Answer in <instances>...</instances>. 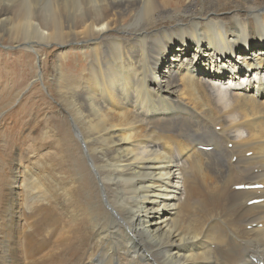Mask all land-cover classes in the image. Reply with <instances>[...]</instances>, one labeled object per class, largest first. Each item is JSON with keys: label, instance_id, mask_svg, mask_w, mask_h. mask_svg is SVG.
Instances as JSON below:
<instances>
[{"label": "bare ground", "instance_id": "1", "mask_svg": "<svg viewBox=\"0 0 264 264\" xmlns=\"http://www.w3.org/2000/svg\"><path fill=\"white\" fill-rule=\"evenodd\" d=\"M2 26L9 108L46 105L0 158V264L264 261V0H0Z\"/></svg>", "mask_w": 264, "mask_h": 264}, {"label": "rangeland", "instance_id": "2", "mask_svg": "<svg viewBox=\"0 0 264 264\" xmlns=\"http://www.w3.org/2000/svg\"><path fill=\"white\" fill-rule=\"evenodd\" d=\"M0 30V34L4 36V39H6L5 34L7 33V27L2 26ZM67 59H74L71 56V53L68 54ZM29 60L30 58L25 53V51H21L20 54L18 53L17 48L6 49L5 47L0 45V113L8 108L6 115L1 118L2 121L0 120V135L3 136L4 134L2 138L0 136V154H2V156L0 155V158L7 155L9 153V150H11V147L16 148V146H20L24 148L26 146V142H28L27 138H25L24 136L26 133V129L28 126H32L34 124L35 126L37 125V119L40 117V109L42 108V105H46V103L42 104L40 100L41 96L38 90L35 91L34 89H30L31 93L27 92L25 96H23L24 98L22 97L21 101H19L14 106V108H9V103L12 98H10L11 94L15 93L17 90H21V88H26L27 83L31 81L32 76L29 72V65L31 64V60ZM66 70L69 71L68 68H66ZM7 84L10 87H8ZM35 92H37L38 94H36ZM34 120H36V123L34 122ZM8 130L10 133L8 132ZM16 138L18 139V141Z\"/></svg>", "mask_w": 264, "mask_h": 264}]
</instances>
